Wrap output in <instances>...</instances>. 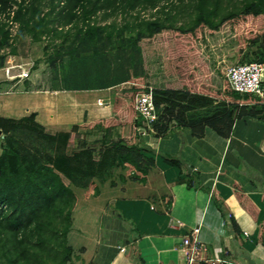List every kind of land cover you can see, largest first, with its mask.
Listing matches in <instances>:
<instances>
[{
	"label": "trees",
	"instance_id": "trees-1",
	"mask_svg": "<svg viewBox=\"0 0 264 264\" xmlns=\"http://www.w3.org/2000/svg\"><path fill=\"white\" fill-rule=\"evenodd\" d=\"M146 10L151 17L141 16ZM11 18L18 38L62 41L52 53L45 48L44 66L37 61L27 78L0 81V93L52 91L61 66L67 90L114 85L116 94L111 117L72 125L71 133L51 134L35 114L0 117V264H94L84 256L113 203L110 192L129 182L146 184L156 167L144 154L143 134L162 138L188 128L202 138L209 128L229 138L238 119L264 122V99L234 91L227 79L238 63H264V0H0V68L3 50L12 46L16 54ZM71 76L108 80L73 86ZM149 87L158 115L152 130L134 107ZM126 127L137 142L114 136ZM80 129L100 132V147L71 148ZM19 132L52 147L67 143L63 152L53 147L43 155L20 146ZM237 196L257 220L258 208ZM257 243L264 246V221Z\"/></svg>",
	"mask_w": 264,
	"mask_h": 264
},
{
	"label": "crops",
	"instance_id": "crops-1",
	"mask_svg": "<svg viewBox=\"0 0 264 264\" xmlns=\"http://www.w3.org/2000/svg\"><path fill=\"white\" fill-rule=\"evenodd\" d=\"M115 94L114 85L67 90L57 79L52 91L0 93V117L35 114L48 130L70 127L111 117ZM143 137L144 154L156 167L146 184L129 182L110 192L107 201L113 203L95 227L85 262L187 264L190 250L183 242L191 236L200 248L197 264L215 258L264 264V246L257 243L264 221V122L238 119L229 138L209 128L202 138L188 128H173L162 138ZM238 192L258 208L257 220ZM195 228L199 233L192 235Z\"/></svg>",
	"mask_w": 264,
	"mask_h": 264
},
{
	"label": "rangeland",
	"instance_id": "rangeland-1",
	"mask_svg": "<svg viewBox=\"0 0 264 264\" xmlns=\"http://www.w3.org/2000/svg\"><path fill=\"white\" fill-rule=\"evenodd\" d=\"M152 11L146 10L141 12V16L149 18L151 17ZM113 19H110L108 22L112 21ZM119 22L121 21V18H116ZM7 21V19H6ZM122 22V21H121ZM104 23V22H103ZM9 28L11 26L9 25ZM18 32L19 27L13 29V39L10 42L11 45L16 47V54L12 55L11 47H8L6 50H3L1 54H7V60L3 68H0V81L3 79H6V76L4 74V68L10 64H20L24 65L25 67H33L37 63V61H42L41 66H44V58H45V48H47V51L49 53H52L57 45L60 44L62 41L61 39L54 40L52 37H44L40 42H33L30 37L24 36L22 38H18ZM262 44H264V38L262 40ZM125 61V60H124ZM123 61V62H124ZM61 66H58L57 70L54 73V76L59 79L61 77ZM7 80V79H6ZM102 80L107 81L108 79L105 77H102L101 79H89L84 80L82 78L74 80V76H71V78L68 81L69 85H78L79 83L82 84H90V83H96V82H102ZM78 81V82H77ZM69 95H72L71 93ZM92 95H90L91 97ZM49 132L51 134H58V133H71L72 130L70 127H57L55 129H50ZM124 136L125 138H131L134 142H137V139L132 136V131L130 127H126L123 129H119L114 132V136L116 135ZM132 136V137H131ZM17 141L19 142V145L27 148L32 151H38L41 152L43 155H48L52 153L53 151L56 153L57 151H64L65 145L67 143V140H59L57 141V144H55L53 147L48 143H45L40 138H37L34 135L28 134V133H22L19 132L15 135ZM100 138L101 133L97 131L89 132V130L86 129H80L76 132L72 133V137L70 139L71 141V148H81V147H87V148H99L100 147ZM2 139L3 137H0V148L2 146Z\"/></svg>",
	"mask_w": 264,
	"mask_h": 264
},
{
	"label": "built area",
	"instance_id": "built-area-1",
	"mask_svg": "<svg viewBox=\"0 0 264 264\" xmlns=\"http://www.w3.org/2000/svg\"><path fill=\"white\" fill-rule=\"evenodd\" d=\"M13 14V13H12ZM11 26L10 31L13 39V29L19 27L17 22L11 18L8 21ZM12 41V40H11ZM4 74L7 80H23L30 74L31 67H25L20 64H10L4 69ZM264 63H250L241 64L231 67L227 72V79L231 88L240 93H251L264 99V85H263ZM135 110L143 118L146 126L152 130V125L157 121L158 115L154 102L153 88L149 87L143 93L136 96L134 101ZM199 233V228H195L192 235ZM184 245L190 250L187 256V264H197V256L200 253V248L197 245V240H192L191 236H186ZM205 264H235L234 262L223 259L215 258L205 262Z\"/></svg>",
	"mask_w": 264,
	"mask_h": 264
},
{
	"label": "water",
	"instance_id": "water-1",
	"mask_svg": "<svg viewBox=\"0 0 264 264\" xmlns=\"http://www.w3.org/2000/svg\"><path fill=\"white\" fill-rule=\"evenodd\" d=\"M2 136V130L0 129V137Z\"/></svg>",
	"mask_w": 264,
	"mask_h": 264
}]
</instances>
